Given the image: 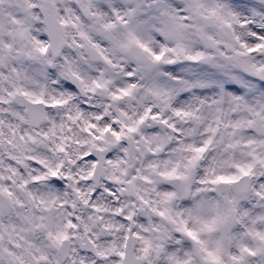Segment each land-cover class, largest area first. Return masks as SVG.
<instances>
[{
    "label": "snow or ice",
    "instance_id": "snow-or-ice-1",
    "mask_svg": "<svg viewBox=\"0 0 264 264\" xmlns=\"http://www.w3.org/2000/svg\"><path fill=\"white\" fill-rule=\"evenodd\" d=\"M0 264H264V0H0Z\"/></svg>",
    "mask_w": 264,
    "mask_h": 264
}]
</instances>
